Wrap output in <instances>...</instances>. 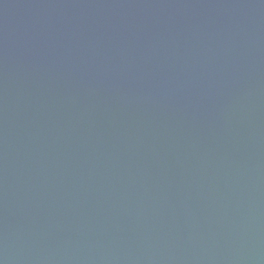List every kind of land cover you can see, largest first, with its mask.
Instances as JSON below:
<instances>
[{
	"label": "water",
	"instance_id": "1",
	"mask_svg": "<svg viewBox=\"0 0 264 264\" xmlns=\"http://www.w3.org/2000/svg\"><path fill=\"white\" fill-rule=\"evenodd\" d=\"M0 264H264V0H0Z\"/></svg>",
	"mask_w": 264,
	"mask_h": 264
}]
</instances>
